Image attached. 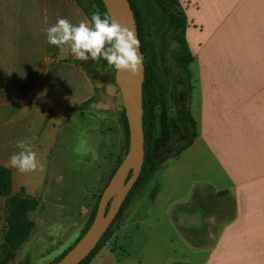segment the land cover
I'll use <instances>...</instances> for the list:
<instances>
[{
    "label": "crops",
    "instance_id": "0c3cea01",
    "mask_svg": "<svg viewBox=\"0 0 264 264\" xmlns=\"http://www.w3.org/2000/svg\"><path fill=\"white\" fill-rule=\"evenodd\" d=\"M181 5L187 19L185 37L194 57L190 111L197 130L185 150L204 143L210 161L181 162L178 157L183 150L172 163L171 159L159 163L88 264L104 249L108 251L103 263L110 259L115 240L120 232L126 234L128 226H134L136 233L145 230L146 246L155 230L177 231L192 250L188 264H264V0H193L190 7ZM58 18L73 24L89 20L74 0H0V165L11 172L12 194L21 188L28 196L41 194L50 153L64 121L83 118L81 112L69 108L95 93L94 82L80 60L47 43L45 29ZM98 124L102 139L108 123L102 118ZM30 137L35 138L34 151L43 170L22 174L9 167L8 160L19 151L17 142ZM203 170L204 178L182 186L184 177L200 175ZM185 191L209 201L212 214L207 223L203 215L204 220L197 218L192 223L190 217L196 213L176 212L174 205L189 201L172 199ZM143 196L151 201L139 208ZM89 199L88 194L82 198L81 212H76L68 231L73 226V232L79 230V217L85 216ZM4 207L5 198L0 196V214ZM35 229L36 222L7 264H20L15 258L24 246L34 247ZM2 234L0 229V243ZM58 234L52 229L50 246L69 247L71 242L64 244ZM32 254L28 252L22 264H30Z\"/></svg>",
    "mask_w": 264,
    "mask_h": 264
},
{
    "label": "rangeland",
    "instance_id": "374dc122",
    "mask_svg": "<svg viewBox=\"0 0 264 264\" xmlns=\"http://www.w3.org/2000/svg\"><path fill=\"white\" fill-rule=\"evenodd\" d=\"M82 1L91 14L97 11L91 0ZM131 1L138 15L141 45L151 80V95L155 113L153 153L159 163L168 159H171L172 163L176 160V154L186 143L189 135L181 121V115L188 107L190 108L192 87L195 81L194 57L191 50L189 56L182 54L175 41H172L168 47L169 24L156 0ZM179 2L183 5L186 3L188 7L193 4V0H180ZM194 4L197 5L198 1ZM84 62L87 65V73L95 85V100L88 105L85 110L87 112L81 113L83 118H67L60 129L58 139L50 153L44 187L41 194L35 197L39 199L38 206L27 212L28 218L37 224V229H35L37 240L34 242V247L24 246L22 252L15 258V261L19 260L20 264L26 262L25 257L28 252L33 253L30 264H37L39 261L48 259L49 261L44 263L47 264L68 248V246L57 248L50 246L53 243L48 237L52 235V229H56L59 233L57 238L65 239L64 244L70 242L71 245L74 244L81 235L92 209L97 205L98 194L108 182L117 160L125 155L126 133L123 123L125 109L120 89L113 82L115 69L109 67L104 59ZM185 63L190 70V82H187L184 73ZM102 118L107 120L108 125H105V136L101 139L103 134L99 132L98 120ZM97 132L99 141L95 143ZM178 158L181 162L208 163L210 161L208 148L204 143L183 151ZM204 172L203 170L200 175L193 173L191 176L184 177L185 183H182V186L185 187L189 182L201 180L204 178ZM157 175L150 180L149 186L155 181ZM148 185L145 189L149 190ZM17 194L26 195L25 191L21 192V189ZM87 194L90 197L89 206L85 210V216L79 217L81 219L79 230L73 232V226L72 232L68 231L76 212H81V204H84L82 198ZM185 196L190 199H184ZM181 200H187L189 203L180 202V206L174 205L178 207L176 212L184 209L196 213V217H190V222L193 223L194 220L197 222V218L201 220L205 218V223H207L210 217L208 215L212 214V206L207 199H200V194L190 191L179 193L176 199H172V201ZM150 201L149 197H141L139 208L148 206ZM202 211L203 214L200 215ZM202 215L205 217L202 218ZM6 216L7 211L4 208L0 214L2 238L9 228ZM128 221L129 219L127 223ZM200 223L202 224L203 221ZM118 224L119 219L116 226ZM134 230H136L134 226L126 227V234L120 232L118 239L115 240V253L109 256L111 258L103 263L102 257L105 258L108 251L104 249L93 264H120L124 261L126 264H188L191 262L192 250L183 239H180L177 231L155 230L151 233L152 239L146 246L145 230H139L140 232L137 233ZM185 233L188 234L187 231ZM149 235L147 231L146 236ZM192 239L196 240V238ZM190 243L194 244L191 241Z\"/></svg>",
    "mask_w": 264,
    "mask_h": 264
},
{
    "label": "trees",
    "instance_id": "16d2710c",
    "mask_svg": "<svg viewBox=\"0 0 264 264\" xmlns=\"http://www.w3.org/2000/svg\"><path fill=\"white\" fill-rule=\"evenodd\" d=\"M74 1H76L78 5L84 10V12L86 13V15L90 20L91 13L89 12L88 7L83 3V1L82 0H74ZM91 1L94 3L97 10H99L101 14L106 12L102 0H91ZM156 2L159 5V7L163 10L167 22L169 24L170 39L168 41L169 42L168 47L172 41H175L178 43L177 48L179 49V51L182 54L189 56L190 50L188 48L187 40L185 37L187 19L184 9L180 4L179 0H156ZM129 3L133 9V13L135 16L137 33L140 42V50H141V54L143 55V63H144V79L142 83V109H143L142 126H143V136H144V159L141 165L140 172L137 176V179L135 180L132 187L128 191L115 218L112 220V222L110 223L107 230L105 231V233L103 234V236L101 237L95 248L92 250V252L78 264H88L92 259V257L108 241L109 237L116 228L117 220L130 205L132 199L144 189V187L146 186L149 179L151 178V176L153 175V173L155 172V170L158 168L159 165V161L154 156L152 149V137L155 130V113H154V107H153L152 95H151V80L147 69V62L145 60V55L141 45V33H140L138 15L131 0H129ZM80 62L82 67L87 71V65L85 64V62L81 60ZM183 69L186 75L187 82H190L191 80L190 70L186 66V63L184 64ZM95 96L96 93H94V95L91 98L87 99L86 101L70 107L69 110L79 111L82 113V111L85 110L88 107V105L94 102ZM123 114H124V110H123ZM181 121L185 129L189 133V135L186 143L182 146V148L178 151L176 155H179L183 150L188 148L192 144L197 134L196 121L189 107L182 113ZM123 123L126 133V151H127L128 143H129V131H128V125L125 115H123ZM120 162L121 159H118L117 164L112 170L109 179L113 175L115 169L117 168ZM132 172L133 170L129 172L127 179L131 176ZM21 192L22 193L24 192L23 188H21ZM100 195L101 193L98 194V200L100 198ZM0 196L5 198L4 208L7 211L6 218L9 221V228L7 229V231H5V235H3L2 242L0 243V264H6L14 259L16 251L27 240L30 233L32 232L34 228V222L28 218L27 212L37 208L39 199L28 195L12 194L11 172L8 168L1 165H0ZM96 208L97 205H95V207L92 209V212L89 215V219L85 227L83 228L81 235L85 232V230L88 228L89 224L91 223L95 215ZM70 247H68L59 256H57V258L53 259L51 262L47 264H52L56 262L65 254V252L68 249H70Z\"/></svg>",
    "mask_w": 264,
    "mask_h": 264
},
{
    "label": "water",
    "instance_id": "95a60500",
    "mask_svg": "<svg viewBox=\"0 0 264 264\" xmlns=\"http://www.w3.org/2000/svg\"><path fill=\"white\" fill-rule=\"evenodd\" d=\"M106 12L122 26L136 34L137 25L129 0H102ZM139 40V38H138ZM139 52L141 50L139 48ZM144 63L135 76L128 73H114V82L119 87L129 131L128 149L103 188L97 203L95 215L85 232L65 254L52 264H78L95 248L108 226L115 218L128 191L137 179L144 159V136L142 126V83ZM133 170L127 179L129 172Z\"/></svg>",
    "mask_w": 264,
    "mask_h": 264
},
{
    "label": "clouds",
    "instance_id": "9594fccd",
    "mask_svg": "<svg viewBox=\"0 0 264 264\" xmlns=\"http://www.w3.org/2000/svg\"><path fill=\"white\" fill-rule=\"evenodd\" d=\"M45 32L47 43L57 47L65 56L71 54L81 61L104 59L117 72L133 76L142 67L143 55L139 52L140 42L136 34L114 21L106 12L94 11L90 20L86 18L78 24L71 23L67 18H58ZM34 140L30 137L17 142L19 151L9 157V167L22 174L43 170L34 151Z\"/></svg>",
    "mask_w": 264,
    "mask_h": 264
}]
</instances>
